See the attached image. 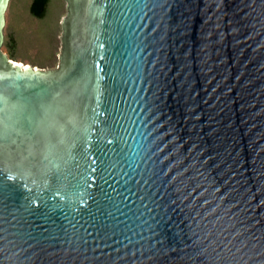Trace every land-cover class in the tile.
<instances>
[{"label": "water", "instance_id": "1", "mask_svg": "<svg viewBox=\"0 0 264 264\" xmlns=\"http://www.w3.org/2000/svg\"><path fill=\"white\" fill-rule=\"evenodd\" d=\"M8 1L0 264H264V0H64L55 69Z\"/></svg>", "mask_w": 264, "mask_h": 264}, {"label": "rangeland", "instance_id": "2", "mask_svg": "<svg viewBox=\"0 0 264 264\" xmlns=\"http://www.w3.org/2000/svg\"><path fill=\"white\" fill-rule=\"evenodd\" d=\"M29 3L30 0H11L5 12L6 26L9 25L16 34L15 59L31 67L55 69L59 64V22L66 14L65 3L63 0H49L47 13L40 20L30 16ZM8 30L5 27L4 34ZM1 51L8 57L4 46Z\"/></svg>", "mask_w": 264, "mask_h": 264}, {"label": "trees", "instance_id": "3", "mask_svg": "<svg viewBox=\"0 0 264 264\" xmlns=\"http://www.w3.org/2000/svg\"><path fill=\"white\" fill-rule=\"evenodd\" d=\"M48 3H49V0H32V3L29 7V12H30L31 17H33L34 19L44 18L47 13ZM6 30L8 31L5 33V40H4L3 46L6 52L8 53V58L16 61L15 54H14L16 44H17L16 34L14 31L11 30L9 25H7Z\"/></svg>", "mask_w": 264, "mask_h": 264}, {"label": "snow or ice", "instance_id": "4", "mask_svg": "<svg viewBox=\"0 0 264 264\" xmlns=\"http://www.w3.org/2000/svg\"><path fill=\"white\" fill-rule=\"evenodd\" d=\"M0 23H2V21H0ZM18 67H20V65H18ZM7 89H4L3 92L6 93ZM5 104H7V100H5ZM14 108H18L20 111H23L24 108H25V104L24 103H21V102H17V105H14L13 106ZM36 115L35 111H33L32 113V117H34ZM32 117H29L30 119ZM89 119H91V117H89ZM7 125H5V131L4 132H0V144H3L4 141L7 139V132H6V129H7ZM72 195H75V194H70L68 197H65V196H61V199L64 200V199H68L69 201H71V196ZM79 195H82V194H79ZM84 202L81 200V204H83Z\"/></svg>", "mask_w": 264, "mask_h": 264}, {"label": "flooded vegetation", "instance_id": "5", "mask_svg": "<svg viewBox=\"0 0 264 264\" xmlns=\"http://www.w3.org/2000/svg\"><path fill=\"white\" fill-rule=\"evenodd\" d=\"M11 0H9L8 1V5H9V2H10ZM64 1V0H63ZM31 3H32V0H30V3H29V7H30V5H31ZM64 3H65V8H66V2L64 1ZM8 5H7V8H8ZM7 8H6V10H7ZM29 9V8H28ZM29 11V10H28ZM6 12V11H5ZM29 14H30V12H29ZM31 16V15H30ZM65 16V15H64ZM63 18V17H62ZM41 18H38V20H40ZM43 19V18H42ZM62 20V19H61ZM61 20H60V22H59V24L61 23ZM5 27H7L6 26V18H5V13H4V26H3V29L5 28ZM3 29H2V37H3V42H2V46H3V44H4V40H5V34H4V32H3Z\"/></svg>", "mask_w": 264, "mask_h": 264}, {"label": "bare ground", "instance_id": "6", "mask_svg": "<svg viewBox=\"0 0 264 264\" xmlns=\"http://www.w3.org/2000/svg\"><path fill=\"white\" fill-rule=\"evenodd\" d=\"M27 66V65H26ZM25 65H24V67H26Z\"/></svg>", "mask_w": 264, "mask_h": 264}]
</instances>
